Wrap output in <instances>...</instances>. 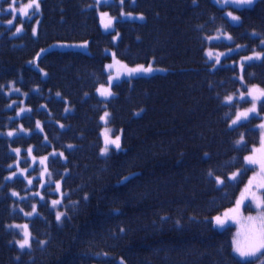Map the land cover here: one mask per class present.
Masks as SVG:
<instances>
[{"label": "trees", "instance_id": "1", "mask_svg": "<svg viewBox=\"0 0 264 264\" xmlns=\"http://www.w3.org/2000/svg\"><path fill=\"white\" fill-rule=\"evenodd\" d=\"M95 1L43 0L38 36L32 27L15 35L16 27L0 24V264H255L233 250V219L218 227L215 217L236 207L256 169L245 157L261 144L264 102L260 116L232 127L245 106L226 103L242 89L239 69L228 60L218 66L206 52L209 25L240 45L239 27L253 29L241 54L264 52V0L240 12L238 27L214 0H117L102 6L117 17L108 29ZM85 43L87 50L78 47ZM114 59L155 70L126 75L109 101L84 97L89 77L109 83ZM243 73L247 85L264 88V59ZM49 81L66 95L49 92L42 85ZM106 106L104 126L123 137L120 149L102 155ZM44 171L46 185L33 177ZM55 178L63 200L53 206L59 195L47 190ZM32 188L45 200L24 201ZM15 225H27L30 248L20 249L25 229Z\"/></svg>", "mask_w": 264, "mask_h": 264}, {"label": "rangeland", "instance_id": "2", "mask_svg": "<svg viewBox=\"0 0 264 264\" xmlns=\"http://www.w3.org/2000/svg\"><path fill=\"white\" fill-rule=\"evenodd\" d=\"M216 1H220V0H216ZM10 2H11V0H0V24H5L8 27L9 26L10 27L13 26V27H16V28L17 27H22V31L19 32V33H16V31H15V33H16L15 35H19L21 33H24L25 31L29 30L32 27V32L35 29V34L34 35L38 36L39 35L40 25H41V22H42V19H43L42 0H40L41 7H40L39 12H36L34 15H32L34 10H29V15H31V19H28V18L22 16L21 14L16 13L15 14L16 18L13 21L12 24L8 23L9 20H13V13L11 12V10H9V7H8ZM28 2H29V0H17V5L16 6L18 8L19 7H23V5H25ZM116 2H117V0H98L97 5H95V6L98 8V10H100L101 18H110V20L112 22L115 21V19H117V17H115V15L113 16V13H112V11L110 9H108L106 11L102 10V6L104 4H112V3H116ZM256 2H257V0H254V3L252 5H240V4L231 2V0H224L223 2H221V5L222 6L231 5V8L227 9V14L231 13V16H229L231 21L233 23L238 24V23H240L241 19H240L239 12L237 10L238 9H243V8H246V7H251ZM124 3H125L124 0H123V3H121V0H120V4H124ZM104 13H106L107 15L102 16V14H104ZM122 13L126 14L127 12L123 10ZM123 16H126V17H128L130 19H137V20H144L145 19L144 15L140 14V13L139 14H131L130 16H128V15H123ZM140 16H143V19H139ZM232 16L239 17V19L238 20H233ZM228 37H231V39H229ZM210 38H211L210 41L212 43H215L216 45L213 46V47H209V49L207 50V57H208V59L210 61H215L218 64V66L222 65V62L226 59V60H228L227 64L237 65L243 71L244 67L247 64L262 60V59H260V60H256V59L246 60L245 59L246 57L253 56L255 53L264 54V52H255V53H249V54H241L242 51H243L244 46L240 45V44H235L234 41H233V37H232L231 33H229V32L217 34V35L211 36ZM118 39H119V35H115V41H118ZM221 43H226V44H228V46L226 48H224L223 46L219 45ZM88 46H89V44L85 43V44L79 45L78 47L81 48V49L84 48V49L87 50ZM108 52L111 53V54H114V50L113 49H109ZM209 52H211L213 54L211 58L208 56ZM217 56H219V62H217V59H216ZM113 63H114V61L108 62L107 67H106L107 71L110 74L109 84H105V85L100 86V88L97 91L98 95L104 101H109L111 98L114 97V95H115L114 94V90H113L114 85L122 82L125 79V76L127 75L126 74V70H124V68L121 65H119V64H116L113 68H108V65L113 64ZM121 64L123 66H126V69H127V67L128 68H136L137 67V66L130 67V66H128L125 63H121ZM236 75H238V73ZM239 79L244 82V80H245L244 75H241L239 77ZM253 87L258 88V89H264V88H262V87H260L258 85H250L248 87V90L252 89ZM102 88L109 89L113 93V95H111L109 97L101 96L99 90L102 89ZM248 90L247 91H243L238 98L236 97V95H232L231 96V97L234 98L233 99L234 102L237 101V104H245V106L243 108L238 109L237 113L246 111L247 109L251 108L253 106V103H255L257 111H256V113H251L249 115L248 119H242L240 122H238L235 125H233L232 122H231L232 127H237L239 124L245 123L248 120H250L252 117H257L258 115L261 114L260 113V110H261V108H260L261 105L260 104L264 101V98H262L261 100L252 101V98L248 96ZM24 92H26V93H24V95L22 96V100L23 101L26 100V102H27L28 101V97H29L28 94H27L28 91H24ZM241 96H243V98H241ZM232 102H228L226 100V103H232ZM29 108H30L29 106L25 107L24 109H26V111H24L23 113H26L29 110ZM105 113H108V116L105 119H103V121L107 125L108 119H109V115L111 113H110V111H106ZM103 117H105V114H104ZM234 119L235 118H233V120ZM261 124H264V119L257 126L258 129L261 131V135H262L261 144L257 148L255 147L256 151L252 154V155H255L257 160L261 159L262 153L259 150L262 148V141H264V128L259 127ZM103 133H104V138H105L106 134L111 139H115L116 136H120V144H121L122 137H123L121 132H120V134H118L117 131H115V130L113 131L112 128L106 126L104 128V132ZM24 134L27 135V133H24ZM244 141H245V137H243V142ZM113 147L114 146H112V145L109 146V152L107 154H110V153L113 152L112 151ZM42 159H43V161H45L47 158L46 159L42 158ZM248 165L253 166L256 169L253 172L251 178L248 180V182L244 186L242 192L248 186L249 181L252 180L253 181L252 191L256 192V194L258 196L264 197V189L257 187L260 183L264 182V171L261 170V166H260L259 163H257V164H248ZM30 168H31V166L21 167L20 175L21 176H25L26 172L29 171ZM49 173H50V171H44V173L35 174L33 177L34 178H38L39 181H41L44 185H46L48 183L47 181H48V178H49ZM239 174H240V172L236 173V177H238ZM40 176H42V177H40ZM30 180L32 181V178H28L27 179L29 185L32 183V182L29 183ZM52 183L54 185V186H52V187H54V189L52 187L49 188L47 190V194H49V195H57V196L59 195V198L55 199V200H59L60 201L59 204H61V202L63 200L62 180L61 179L59 180V179L55 178V179H52ZM57 185H59V188L57 187ZM46 188L47 187H45L44 189H46ZM37 191H38L37 189H33L32 188L31 193H28L29 195L23 196L21 198L24 201H27L29 198L40 197L38 195L33 194V193H36ZM40 198H41V200H45L42 197H40ZM59 204H57V205H59ZM257 211L258 210L255 207V203L253 201H251L250 198L248 200H246L244 202V204L241 205L239 213L235 214V219H233V224L236 227L234 240L237 239V238H239L241 240L244 239V235H245V232H246V226H247L246 218L249 217V216H256L257 215ZM27 231L30 233L29 229H27ZM238 233L240 234L239 237L237 236ZM30 237H31V234H30ZM26 248H28V247H26ZM235 254L239 257V255L237 253H235ZM239 258H241V257H239ZM241 259H243V260H256L255 264H261V262H264V255L258 253L254 257H246V258H241Z\"/></svg>", "mask_w": 264, "mask_h": 264}, {"label": "snow or ice", "instance_id": "3", "mask_svg": "<svg viewBox=\"0 0 264 264\" xmlns=\"http://www.w3.org/2000/svg\"><path fill=\"white\" fill-rule=\"evenodd\" d=\"M134 2V0H133ZM231 2L233 3H237L240 5H252L254 3V0H231ZM121 3H123V0H121ZM17 0H11V2L9 3V10H11V12L13 13V20H9L8 23L12 24L13 21L15 20L16 13L21 14L22 16L31 19V15H29V10H34L32 15H34L36 12H39L40 10V0H29L28 3H26L25 5H23V7H17ZM107 15L106 13L102 14V16ZM121 15H128L130 16L131 13H121ZM229 16H231V13H228ZM139 19H143V16H140ZM233 20H238L239 17H235L232 16ZM112 26V21L109 20L107 23L104 24L105 29H108ZM22 31V27H17L16 28V33H19ZM14 33V34H16ZM33 34H35V29L33 30ZM229 39H231V37H228ZM211 39V38H210ZM261 43H264V41H261ZM212 53L209 52L208 56L211 58L212 57ZM114 56V54H113ZM217 62H219V56L216 57ZM246 60H260V59H264V54L262 53H255L253 56H249L245 58ZM116 64H119V61H115L114 59V63L108 65V68H113ZM122 67H126V66H122ZM155 69H153L151 66L145 68L144 66H138L136 68H127L126 69V74L131 76L135 73H150L152 71H154ZM14 91H19V89H14ZM100 95L101 96H105V97H109L111 95H113V93L109 90V89H100L99 90ZM59 95V94H58ZM248 96L252 98V101H257V100H261L262 98H264V89H258L253 87L252 89L248 90ZM241 98H243V96H241ZM233 97L229 96L226 98V100L228 102H232L233 101ZM264 106V105H262ZM26 111V109H21V112ZM257 109H256V105L255 103H253V106L249 109H247L246 111L243 112H239L236 114V118L232 121V124L235 125L238 122H240L242 119H248L249 115L251 113H256ZM19 115V113H18ZM108 116V113H105V117H102V119H105ZM37 127H39V122H37ZM259 127L264 128V124H261ZM9 136L14 135L13 132H9L8 133ZM243 141V137H241L240 141H237V143H241ZM109 145L114 146L116 149H120L121 144H120V136H116L115 139H111L107 136V134L105 135V141H104V148L102 150V155H106L109 152ZM69 147H71V145H69ZM14 151L19 152V149H15ZM29 151H31L29 149ZM255 151V150H254ZM262 153L261 159L257 160L255 155H251L248 157H245V160L248 164H257L259 163L261 166V170L264 171V141H262V148L259 150ZM55 154V153H53ZM62 155V154H61ZM35 159V158H34ZM46 159V158H44ZM41 163H43V159L40 161ZM11 167V166H10ZM13 175H15V173H13ZM236 174L234 173L233 176L231 177L232 179H235ZM32 181L30 180L29 183H31ZM217 183L218 184H222L223 181L220 180L219 178H217ZM252 185H253V181L250 180L248 186L244 189V191L241 193L240 195V199H238L236 201V207L229 209L228 212L224 213L223 218L220 216L215 217V225L218 227H223L226 225L227 221L229 219H235V214L239 213L240 211V207L242 204H244V202L246 200H248L249 198L251 199V201H253L255 203V207L258 210L257 211V215L256 216H249L246 218L247 220V226H246V232L244 235V239L241 240L239 238L235 239L233 241L234 244V252L237 253L239 255V257L241 258H246V257H254L256 256L258 253L264 255V197L258 196L256 194V192L252 191ZM57 187L59 188V185H57ZM258 188H262L264 189V182L260 183L258 186ZM12 195H18L17 193H12ZM60 201L59 200H54L52 201L53 206L59 204ZM33 212H35V206H33ZM33 213H26V215H32ZM63 213H57L56 215V219L59 221L61 219V217L63 216ZM12 227V226H10ZM14 227L20 228L23 227L25 229L24 233H23V240L21 241H17L20 249H24L26 247L30 248L31 247V243H30V233L27 231V225H15ZM239 233L237 234V236L239 237Z\"/></svg>", "mask_w": 264, "mask_h": 264}, {"label": "bare ground", "instance_id": "4", "mask_svg": "<svg viewBox=\"0 0 264 264\" xmlns=\"http://www.w3.org/2000/svg\"><path fill=\"white\" fill-rule=\"evenodd\" d=\"M125 1V3L123 4V5H126V6H128V5H130L131 3H130V0H124ZM194 2H197V1H194ZM97 3H98V0H96L95 1V5H97ZM48 4H52V0H48ZM133 4H135L134 2L131 4V6L133 5ZM96 9V8H95ZM122 9H126L125 7H123ZM98 10V9H97ZM126 11V10H125ZM210 11H212V7H210L209 8V12ZM135 14H139V13H137V12H135ZM140 14H143V13H140ZM144 15V14H143ZM145 17V16H144ZM247 19L248 20H250V19H252V17H247ZM233 26H235V27H238L239 25L238 24H236V23H233L232 24ZM222 26V25H221ZM209 28H207V33H208V37H211V36H214V35H217V32L215 33V34H213L214 33V29H213V26L212 25H209L208 26ZM223 29V27L221 28L220 27V30H222ZM238 31H241L240 32V34H241V38H243V40L244 41H242L241 40V42H243V46H244V48H245V50L246 49H250V47L252 46V44H253V33H254V31H253V29L251 30H248V29H246V30H243L242 31V28L241 27H239V29H238ZM213 34V35H212ZM111 49V48H110ZM109 50V49H108ZM140 57V56H139ZM138 57V58H139ZM88 81H89V83H90V87H89V89L87 90V91H83L82 92V94H83V96L84 97H87L88 99H90V100H94L95 99V97L94 96H98V89L100 88V86H101V81H100V79L99 78H91V77H89L88 79H87ZM49 92H51V93H53V94H56V95H66V93L64 92V90H63V88L61 87V86H56V85H54L53 83H52V81H49V82H47L46 84H42ZM103 85V84H102ZM93 93H95V94H93ZM42 99V97H37V100H41ZM120 104H121V102H119ZM85 109H87L89 112H94L95 110H96V108H88V107H85ZM94 110V111H93ZM97 111V110H96ZM106 111H109V109H108V106H106V108H105V110H104V112H103V114H102V116H101V123H102V131L101 132H103L104 131V128H105V122L103 121V119H102V117L104 116V114H105V112ZM116 182V183H115ZM123 183V181H122V179H117V180H115L114 181V185H121Z\"/></svg>", "mask_w": 264, "mask_h": 264}]
</instances>
